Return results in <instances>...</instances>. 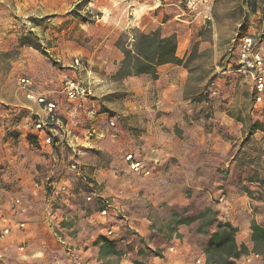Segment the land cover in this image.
Here are the masks:
<instances>
[{
	"label": "crops",
	"instance_id": "1",
	"mask_svg": "<svg viewBox=\"0 0 264 264\" xmlns=\"http://www.w3.org/2000/svg\"><path fill=\"white\" fill-rule=\"evenodd\" d=\"M82 1L0 0V64L5 60L3 55L19 51L9 59L12 72L0 83V104L17 108H0V264H102L100 246L95 244L98 238L105 237L124 249L136 239L127 227L149 247L165 249L168 245L174 250L163 252V264H196L198 260L205 264L193 224L177 227L173 235L163 223L154 225V210L166 205L172 210L193 211L196 194L184 195L183 186L173 192L143 185L130 188L123 179L116 184L117 166L101 163V157L109 155L116 161L118 150L127 142L141 144L151 151L148 159L162 162L156 175L187 178L186 184L195 191L210 187L215 198L220 195L219 202L208 206L220 220L238 227V243L252 250L251 223L257 214L253 199L245 194L254 187L264 188V164L260 166L264 162V127L256 131L251 127L244 138L246 121L242 115L247 104L245 100L238 104V98L243 99L240 91L244 82L253 89L252 79L247 76L242 81L241 75L224 78L211 88L207 86L209 78L204 77L194 94L189 91L192 73L183 65L159 66L157 78L152 74L121 77L123 48L133 47L138 32L160 29L163 37L176 35V54L187 61L192 45L201 41L196 40L199 30L191 21V12L179 0H89L81 13H97L101 20L76 19L71 26L63 24L66 15ZM15 17L22 23L37 20L36 31L42 32L34 35L42 37L48 56L32 47L16 46L22 24ZM46 17L51 18L43 22ZM77 58L83 61L82 66L74 64ZM25 76L32 78L33 90L39 96L58 105L59 121L50 128L56 136L51 146L41 142L37 131L31 129L33 122L46 118V113L42 105L27 99L19 83ZM82 77L88 79L89 95L68 100L62 81ZM103 109L120 119L117 137L101 131L112 121ZM25 110L31 122L14 124L19 133L5 138L9 122L5 124L4 119ZM132 128L140 132L129 131ZM244 140L255 147L246 149ZM74 163L79 170L72 169ZM121 167L125 169L124 164ZM84 185H102L98 194L92 190L91 195L112 198L121 218L111 213L101 216L104 204L101 208L94 199L87 202L92 196ZM61 188L64 192L59 196ZM14 199H20L21 204L14 206ZM110 230L116 234L109 236ZM258 257L244 256L236 264H249L252 258L251 264H264L255 260ZM158 259L132 249L120 263L159 264Z\"/></svg>",
	"mask_w": 264,
	"mask_h": 264
},
{
	"label": "rangeland",
	"instance_id": "2",
	"mask_svg": "<svg viewBox=\"0 0 264 264\" xmlns=\"http://www.w3.org/2000/svg\"><path fill=\"white\" fill-rule=\"evenodd\" d=\"M179 4L183 6L184 9L187 10V12H191L190 14L191 16H193V18H191V21L192 23L196 24L197 29L199 30V32L196 33V40H199V38H201V41H198L197 43L194 44V46L192 45V47L190 48L191 53L187 61L188 62L187 67L190 69L192 73V78H193L191 82V87L189 90L190 93H194V94L196 93V90L199 88L200 84L204 80V77L209 78L207 86L211 88H216L217 83L220 84L221 81H224V78H228V80L232 78L237 79L239 78L240 75L243 76L240 78L242 81L244 80V77L249 76L251 78L249 74L242 73L241 71L238 72V70H240V67H241L240 66V54L242 50V40H243V37L248 36V34L250 36H253L254 38H256L258 50L264 53V0H208V1L179 0ZM77 5L73 9V11H76V13L73 11L71 13H68L66 15V19H64L63 21V24L71 26L72 23L76 21V19H80L81 21H83L82 19H84L85 22L87 21L92 22V20L96 21L98 19L100 20L102 19L100 17L93 18L97 16V13H95L94 15H91L89 13L87 14L81 13V8L77 9ZM15 19L18 21V23L22 24L20 27V30L18 31L19 35H17V38H16L18 41L16 45L17 47L18 46L19 47H31L28 45H22V42H21L23 37H28V36H30L31 39H34L41 44L40 39H42V37L40 38L34 35L37 32L38 34L42 32V30H40V32L36 31L39 23H35L34 32L29 30L30 27L24 24L25 21H28V20L32 21V19L34 18L27 19L23 23H22V20L18 19L17 17H15ZM42 20L43 22H45L48 19L43 18ZM35 21L37 22V20ZM53 27H55V25ZM124 43L125 42H122V44ZM40 52H42V54H44L45 56H48V53L46 52L43 46ZM18 54H19V51L14 50V51H10L9 53H6L5 55H3L5 60L3 61L2 64H0V73L3 74V77L0 79L1 84L4 83L5 81L4 77L9 75L13 70V65L11 63L12 61H9V59L13 58L14 56ZM80 61H81V66H82L83 61L82 60ZM86 74L87 73L85 72V75ZM83 77L79 79H72V78H68V79L79 81L81 85L85 87L86 89L90 88V86L88 85V79L85 80ZM65 80L62 81V84ZM225 86L226 85H224V87ZM221 88L224 89L223 87ZM4 89H6V87H4ZM232 91H234V89H232ZM240 93L243 99L238 98V104L239 103L243 104L244 100L246 101V104H247V107L244 108L245 112L242 115L243 120L246 121V124L244 126V132H243V137L245 138V134L250 132L249 130L251 127H256L253 129V131H256L257 129L261 130L264 127V106H262V108L259 109V111H256L255 113L252 112L255 98H254V89H251L250 84L244 82L243 89L240 91ZM6 101L8 102V100ZM1 107L3 108L4 111H10V110L13 111L17 109L15 107L6 106L5 104H0V108ZM103 110H105L104 112H106L109 115V118H112V121L104 124L103 127L101 128V131L105 133V136L110 135L113 137L115 136L117 137V131H116L117 122L120 119L117 118L118 120H116L115 119L117 117L116 114L110 112L109 110L107 109H103ZM27 112H28L27 110L17 111L16 113L17 115L14 116L13 118L4 119L5 124L6 122H9V125H6L4 129L3 136L5 138L10 137L11 133H15V132L19 133L18 129H13V127L15 126L14 124H17V123L24 124V123L31 122V119L28 118ZM2 117L3 116L0 115V119H3ZM59 117H60V114H59ZM35 123L33 122L31 129L36 131V129H34ZM129 131L136 132V133L140 132V130L134 129V128L130 129ZM175 132L179 136L182 135V131L177 127L175 129ZM50 134H53V133L50 132ZM52 136L53 138L56 137L55 135H52ZM105 136L102 137V139H105ZM242 145H245L246 149L255 147V145H252L250 142H247V140H244ZM129 152H133V153L138 152L139 154H141L139 156L142 159H144L146 162L155 164L156 167L153 173L147 177L138 176L137 174H135L131 170V168L129 167V165L127 164L125 160V156ZM244 152L245 151H243V153ZM149 153H151V151L146 148H143L141 144L134 145V144L127 142L124 146H122V148L118 150L119 155L117 156L116 161H113L112 155H109V156H102L101 163L105 167H108L110 163L113 162V165L117 166L116 169L118 171L116 173V176L118 179L116 184H118V182H120L123 179L122 180L123 183L129 186L130 188L135 185H143L145 186V188L146 187H149V188L161 187L162 190L164 188H167L175 192L177 188H179L180 186H183L182 192L184 195L190 197L192 196V194H196L198 196L197 205L194 207V210L193 211L187 210V214L190 216H196L200 214L201 212L205 211L206 208L209 207L208 206L209 203L219 202L220 195L219 197L215 198L214 197L215 193L211 191L210 187L209 189L195 191L194 188L188 187L189 185L186 184L187 183L186 181H188L187 178L185 179V178H181L178 176L171 178L170 176H167L166 174H163V173L162 175H159V174L156 175V173L158 172L157 169L160 168V165L162 164V162L155 161V158L148 159L149 158L148 156H151ZM122 164H124L125 169L121 167ZM260 164H261L260 166H263L262 164H264V162L262 163L260 162ZM73 166H75V168H72L73 170H79V167L77 164L74 163ZM222 172H224V170H222ZM184 183L186 185H184ZM86 187L88 188L87 193H90L91 195L92 190H97L98 192L96 193L98 194L99 191L101 190L100 187L102 188V185L100 186L94 185L93 187H90L89 185H84V188ZM253 190H254L253 191L254 195L252 197H250L248 194H245V195L253 199L252 204L257 214V217H255L254 219H256L257 222H259L260 224H264V188L260 187L258 189L254 187ZM63 192H64L63 188H61L59 196H61V193ZM154 195L156 196V194ZM91 196H92V199L87 200L86 198L87 202H92V200L94 199V201L98 203L102 208L103 204H106V202L109 201L114 205L113 207H115V209L114 210L112 209V211L109 213L116 214V218L118 219L121 218L122 213H119V210L118 208H116V205L114 201L112 200V198L102 199L99 197H93V195ZM81 197L83 198L84 196H81ZM143 199H146V198H143ZM14 201H16V199H14ZM173 211L175 210H172L168 207L166 208V205L161 206L159 210L157 209L154 210V213L156 215V217H154L155 218L154 225L160 227L161 223H163L162 226L166 227L171 235L175 233L174 231L170 229L171 227L170 223H171ZM176 211L184 212L186 211V209L185 210L179 209ZM193 225L195 226L194 236L197 240L198 246L201 247L202 249L203 244L207 242L208 240V235L201 234L198 232V228L200 225L199 222ZM127 228H128V232H130V235H132V237L134 236L136 239H134L131 243H127L124 249L123 247L121 248L123 254H126L127 252H129V250L134 249V251H136L138 249L140 254H147V255L152 254L154 257L159 258L157 260L159 264L164 263V261L163 260L161 261V259L164 258L163 252L169 249L168 245L167 247H165V249H159V248L154 249L152 247H149L148 243L144 239H141L140 236H138L134 232L133 229H130L129 227ZM213 229H215V227L209 229V232H212ZM114 233L116 234V231H114ZM178 237H180V234L177 235V238ZM166 239H167V242L170 243L171 238L166 236ZM154 252H160L161 254L160 256H157ZM169 252L173 253L174 250L170 248L168 253ZM253 259L254 258L249 260V264L253 263ZM255 260L263 261L260 257L255 258ZM120 262H121V258H118V257H111L109 259H104V264H121ZM140 264H146V263H140ZM196 264H204V263L198 260L196 261Z\"/></svg>",
	"mask_w": 264,
	"mask_h": 264
},
{
	"label": "trees",
	"instance_id": "3",
	"mask_svg": "<svg viewBox=\"0 0 264 264\" xmlns=\"http://www.w3.org/2000/svg\"><path fill=\"white\" fill-rule=\"evenodd\" d=\"M88 1L85 0L79 3L77 9H80ZM73 12L76 13V11ZM44 19H49V17ZM82 20L85 22L84 19ZM32 21L37 23L34 19ZM21 42L22 45L31 46L38 51L42 50L41 44L31 39L30 36L23 37ZM177 48L178 39L176 35L163 37L160 29L150 33L138 32L133 47L123 48L125 59L119 75L123 77L133 74H152L154 78H157V69L164 64L171 63L187 67L188 60L185 61L177 56ZM247 194L250 197L254 195L251 190H248ZM198 222L200 223L198 232L208 235L207 242L202 246L205 264H236L239 259L251 254L260 256L264 261V224H260L256 219H253L251 223L252 250L246 244L238 243L237 234L239 228L229 221L220 220L218 213L212 207L206 208L205 211L196 216L188 215L187 211H173L170 229L175 232L179 226H190ZM213 227H215V230L209 232V229ZM95 244L96 246H100V256L102 259H109L111 257L122 258L125 255L122 250L105 237L98 238ZM154 253L157 256L161 254L160 252Z\"/></svg>",
	"mask_w": 264,
	"mask_h": 264
},
{
	"label": "built area",
	"instance_id": "4",
	"mask_svg": "<svg viewBox=\"0 0 264 264\" xmlns=\"http://www.w3.org/2000/svg\"><path fill=\"white\" fill-rule=\"evenodd\" d=\"M95 18H97V16ZM24 24L30 27L29 30L33 32L35 31V23L33 21L28 20L25 21ZM257 46L256 38L253 36L248 35L243 37L242 50L240 54V71L242 73L249 74L253 80L255 98L252 111L253 113L259 111V109L264 106V53L258 50ZM74 64L76 66H80V59H75ZM19 83L28 100L43 106L46 118L38 119L34 124V129H36L38 133L37 137L41 139V142L43 141L46 145L51 146L53 143V136L50 134V128L53 123L55 124L59 121L57 103L53 100H49L46 96H39L33 90L34 82L32 78L27 76L21 77L19 79ZM62 92L70 101L79 100L89 95V91L83 87L79 81L72 79H67L63 82ZM125 160L131 170L138 176H150L156 167L155 164L146 162L135 152H129L126 154ZM73 168H75V166H73ZM20 204V199H16V201H14L15 206ZM113 208V204L107 201L106 204H104V208L100 211L101 216H108L109 212ZM7 232L9 231L5 230V233ZM113 233V230L108 232L109 236H112Z\"/></svg>",
	"mask_w": 264,
	"mask_h": 264
}]
</instances>
